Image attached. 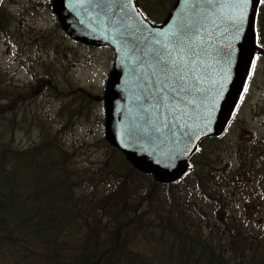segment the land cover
<instances>
[{
	"label": "trees",
	"instance_id": "trees-1",
	"mask_svg": "<svg viewBox=\"0 0 264 264\" xmlns=\"http://www.w3.org/2000/svg\"><path fill=\"white\" fill-rule=\"evenodd\" d=\"M255 19H264L261 0ZM5 20L0 9L1 29ZM71 92L77 103L68 116L89 112V102L100 99L79 87ZM18 97L0 78V264H264V234L253 236L238 227L220 194L204 187V175L213 162L207 160L203 144L217 137L199 143L183 174L190 175L198 191L215 206V224L207 223V235L202 236L201 228L188 227L180 209L173 211L176 200L170 186L183 176L160 183L103 138L108 154L90 173L91 179L110 186L99 197L77 193L79 184L67 166L69 154L49 138L26 149L13 148L12 109L23 100ZM245 156L232 173L237 180L241 170L250 176L257 173L247 162V152ZM28 167L33 169L29 177L24 172ZM257 176L264 180V169ZM161 186L166 189V205L160 210L163 219L153 221L146 213L152 200H158Z\"/></svg>",
	"mask_w": 264,
	"mask_h": 264
},
{
	"label": "water",
	"instance_id": "water-1",
	"mask_svg": "<svg viewBox=\"0 0 264 264\" xmlns=\"http://www.w3.org/2000/svg\"><path fill=\"white\" fill-rule=\"evenodd\" d=\"M257 4L173 0L153 24L134 0H51L64 34L111 49L103 137L160 183L182 177L199 143L223 132L253 53Z\"/></svg>",
	"mask_w": 264,
	"mask_h": 264
},
{
	"label": "rangeland",
	"instance_id": "rangeland-1",
	"mask_svg": "<svg viewBox=\"0 0 264 264\" xmlns=\"http://www.w3.org/2000/svg\"><path fill=\"white\" fill-rule=\"evenodd\" d=\"M34 1L38 0H3L0 6L6 18L0 28V78L4 86L9 85L19 93L18 98H23L22 103L16 102L12 109L15 124L11 143L15 149H26L49 138L69 154L67 166L73 180L79 184L77 193L99 197L110 187L108 183L97 182L90 177L91 170L98 167L108 154L106 145L101 142L104 139L102 99L93 104L89 102V112L85 111L81 116H68L69 110L77 103L75 94L71 92V96L69 92L79 87L101 97L113 53L105 46L90 48L80 44L68 51H65L63 45L61 52L55 54L36 49L33 42L42 44L40 35L43 30L59 35V27L49 13L39 15L32 10ZM138 2L147 7L143 6V15L156 21L163 18L170 0ZM153 8L159 12L154 14L151 10ZM35 36L38 37L36 40ZM61 40L63 44H70L65 39ZM15 41L18 42L16 52L11 44ZM262 107L264 99L261 94L253 91L249 97H245L233 125L217 141L203 144L208 154L207 160L213 162V166L204 175L205 189L219 193L238 227L253 236L264 234V182L258 189L256 180L259 177L255 174L250 176L244 169L239 173L240 180H237L232 173L238 167V159L244 157L245 152L248 153L242 145L239 151L236 150L239 146L238 127L253 130L258 136L264 134V124H261L264 114L260 111ZM260 158L264 161V154ZM194 168L201 172L200 166L195 164ZM258 168L263 170L264 165ZM32 171L30 167L24 170L28 177ZM170 191L176 200L174 213L180 209V215L189 228L197 226L201 228L199 233L202 236L207 235L206 224H215V206L198 191L195 180L186 174L170 186ZM165 192L163 186L159 187L158 200H152V207L146 208V216L153 221L163 219L160 210L166 205ZM157 249L156 257L160 255Z\"/></svg>",
	"mask_w": 264,
	"mask_h": 264
},
{
	"label": "flooded vegetation",
	"instance_id": "flooded-vegetation-1",
	"mask_svg": "<svg viewBox=\"0 0 264 264\" xmlns=\"http://www.w3.org/2000/svg\"><path fill=\"white\" fill-rule=\"evenodd\" d=\"M2 1L3 0H0V6H1ZM172 3H173V1L171 2V5H172ZM135 4H136L137 8L139 9V11L143 15V12H144L143 6H145V5H140L139 2H135ZM171 5H170L169 9L171 8ZM151 6H153V4ZM151 6L150 7L148 6V7L151 8ZM169 9L167 11H165L163 18H160L156 21H151L150 19H148V20L153 24L161 23L163 21L165 15L169 11ZM32 10H34V12L39 14V15L40 14L42 15V14L47 12L50 14V16H52V19H55V21H56V17L52 12L51 0L34 1L32 3ZM151 10H153L154 14H157L159 12V10L157 8L156 9L153 8ZM255 16H256V14H255ZM57 25L59 27V35H55V34L51 33L49 30H43V34H41L40 36H41V40L44 43L42 42V44H41V43H36V41H34L33 43H35L36 49H38V50L44 49L46 51H52V53L55 54V53L61 52V48L63 45L65 46L64 47L65 51H68L71 48H72V50H74L73 47H75V46L77 47L79 44L83 45L81 43L73 41L66 34H64L62 32L58 22H57ZM34 33H36V32H34ZM37 38L38 37L35 36V40ZM61 39H65L70 44L69 45L63 44ZM17 43H18L17 41L11 43L12 47L14 48L13 49L14 52H16L18 50ZM84 46H87L90 48L100 47V46H91V45H84ZM107 73L108 72H106V76H107ZM45 82H46V80H45ZM49 84H50V81H49ZM253 91L257 92L258 94H261V97L264 99V19H260V20L255 19L254 20V49H253V53H252L251 58L249 60L247 72H246V75L242 81L238 97L235 101V104H234L232 110H231L230 117H229V119L225 125L223 132L217 137L218 139L228 128H230L231 125H233L234 118H235L236 114L238 113L240 107L242 106V103H243L245 97H249L253 93ZM255 107H256V105H255ZM260 109L259 110L262 111V114H264V107H262ZM261 124H264V119L262 120ZM238 129H239L238 130L239 133L237 132L238 133L237 142H238L239 146L236 147V150L239 151L242 148L240 145L244 146L246 148V150L248 151L247 162L251 166L252 171L259 172L260 169L258 167H261L262 165H264V161L260 160V159H263V158H260V155L264 154V134H261L258 136L257 133H255L253 130H248V129L243 128V127H238ZM249 153H251V155ZM255 155L259 156V157H256ZM257 175H258V173H255V176H257ZM253 176H254V174H253ZM263 182H264L263 179H257L256 180V184L259 183L260 185H262Z\"/></svg>",
	"mask_w": 264,
	"mask_h": 264
},
{
	"label": "snow or ice",
	"instance_id": "snow-or-ice-1",
	"mask_svg": "<svg viewBox=\"0 0 264 264\" xmlns=\"http://www.w3.org/2000/svg\"><path fill=\"white\" fill-rule=\"evenodd\" d=\"M261 2L264 3V0H261ZM174 66H175V64H174ZM190 71H194V69H192ZM179 80H180L181 84H180L178 90L180 92L187 91V88L185 86L187 85L188 82L185 80V78L183 76H180Z\"/></svg>",
	"mask_w": 264,
	"mask_h": 264
}]
</instances>
